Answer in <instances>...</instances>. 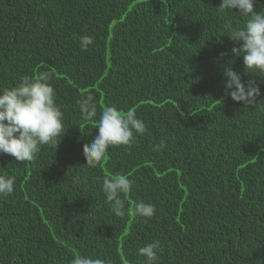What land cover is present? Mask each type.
I'll return each instance as SVG.
<instances>
[{"label":"trees","instance_id":"16d2710c","mask_svg":"<svg viewBox=\"0 0 264 264\" xmlns=\"http://www.w3.org/2000/svg\"><path fill=\"white\" fill-rule=\"evenodd\" d=\"M220 2L0 0V88L48 71L66 129L31 162L0 153V173L16 177L0 196V264H143L137 250L154 240L158 264H264V73L231 53L229 25L246 18L218 15ZM82 35L94 39L86 51ZM226 67L255 81V104L225 95ZM86 93L98 112L134 110L147 129L95 168L83 146L96 120L77 105ZM116 174L133 181L123 218L101 191ZM138 200L156 206L153 217L132 215Z\"/></svg>","mask_w":264,"mask_h":264},{"label":"clouds","instance_id":"9594fccd","mask_svg":"<svg viewBox=\"0 0 264 264\" xmlns=\"http://www.w3.org/2000/svg\"><path fill=\"white\" fill-rule=\"evenodd\" d=\"M259 0H221L216 8L217 14L229 13L246 20L242 26L229 25L228 38L239 45L233 47L234 56L243 57L244 68L264 73V7L255 10ZM236 10V12L233 11ZM81 50L94 44L89 35L79 37ZM225 55L221 53V56ZM225 95L232 101L245 106L256 103L260 89L255 81L247 84L231 67L223 72ZM52 76L48 71L37 72L35 76H23L18 84L0 88V153L9 154L18 162H31L44 145L58 144L64 134V113L56 102V92L51 84ZM81 118L85 121L96 120V135L91 143L83 146L86 165L95 168L105 158L110 146L130 148L138 136L147 131L145 122L134 110L122 113L116 105H107L98 112L95 97L85 94L77 100ZM98 118V119H97ZM165 142L154 145L161 151ZM78 181V178H75ZM101 191L110 211L115 217L126 215L125 195L132 192L133 181L126 175L116 174L100 178ZM16 177L0 173V196L11 195L15 190ZM156 206L143 200L135 201L132 215L144 218L154 216ZM160 242L154 240L139 247L137 254L143 257V264H158ZM71 264H111L108 259L77 255Z\"/></svg>","mask_w":264,"mask_h":264}]
</instances>
